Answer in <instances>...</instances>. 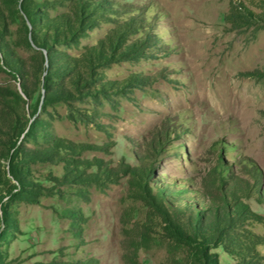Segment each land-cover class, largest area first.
Returning <instances> with one entry per match:
<instances>
[{"label":"rangeland","instance_id":"rangeland-1","mask_svg":"<svg viewBox=\"0 0 264 264\" xmlns=\"http://www.w3.org/2000/svg\"><path fill=\"white\" fill-rule=\"evenodd\" d=\"M153 199L264 264V0H0L3 264H185Z\"/></svg>","mask_w":264,"mask_h":264},{"label":"trees","instance_id":"trees-1","mask_svg":"<svg viewBox=\"0 0 264 264\" xmlns=\"http://www.w3.org/2000/svg\"><path fill=\"white\" fill-rule=\"evenodd\" d=\"M43 158V157H42ZM12 175L16 180L21 181L20 177L11 170ZM151 209L154 211L156 216L162 220V231L163 237L168 239L169 242L176 246L177 248L188 247L190 251V256L186 260L185 264H217V261L210 255L209 248L210 244L208 239L205 238V230L202 227L197 226L193 221L189 224L182 222L181 220H177L174 216V212L168 210L162 203H159L157 199H153L151 203H149ZM154 214V215H155ZM10 221L8 217V212L6 209L4 210V220L3 225L5 228L0 233V241L5 238L6 233L8 232V227L10 226ZM148 226V227H147ZM142 226V233L136 238L137 243L139 242V246L145 244L147 237L149 236L147 230L150 229L149 225ZM202 237L203 239H200ZM135 242V236H134ZM125 264H138L137 263V252L130 251L124 257ZM0 264H3L2 254L0 253Z\"/></svg>","mask_w":264,"mask_h":264}]
</instances>
